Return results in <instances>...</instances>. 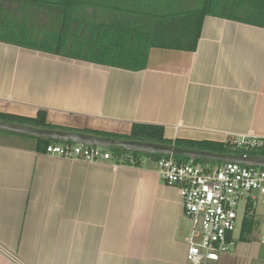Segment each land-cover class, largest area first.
<instances>
[{"label":"crops","instance_id":"obj_1","mask_svg":"<svg viewBox=\"0 0 264 264\" xmlns=\"http://www.w3.org/2000/svg\"><path fill=\"white\" fill-rule=\"evenodd\" d=\"M7 6L31 36L60 29L56 11ZM39 110L47 123L75 130L127 135L148 123L172 140L264 138V27L208 15L195 50L151 48L142 70L0 41V113ZM43 151L0 133V247L8 252L0 249V264H190L191 222L154 161ZM252 239L207 264H256L264 245Z\"/></svg>","mask_w":264,"mask_h":264},{"label":"trees","instance_id":"obj_2","mask_svg":"<svg viewBox=\"0 0 264 264\" xmlns=\"http://www.w3.org/2000/svg\"><path fill=\"white\" fill-rule=\"evenodd\" d=\"M22 2L56 11L60 29L56 33L31 36L23 22L8 13L7 3ZM208 15L264 27V0H0V41L48 51L67 57L127 70L146 67L151 48L195 50L204 18ZM0 120L44 129L84 132L96 136L175 145L194 150L264 157L257 149H235L229 141L209 139H168L164 127L133 123L129 134L75 130L46 122L45 111L27 117L0 113ZM22 135L35 141L37 150L60 141ZM118 164L140 166L143 158L156 162L163 155L129 152L120 147L107 149ZM177 160L190 158L173 155ZM195 162H203L194 159ZM254 220H245L239 241H249Z\"/></svg>","mask_w":264,"mask_h":264},{"label":"built area","instance_id":"obj_3","mask_svg":"<svg viewBox=\"0 0 264 264\" xmlns=\"http://www.w3.org/2000/svg\"><path fill=\"white\" fill-rule=\"evenodd\" d=\"M226 141L235 149L264 151V138L241 135L230 136ZM43 152L88 162L111 159L107 149L71 142L50 143ZM156 166L163 182L176 188L184 216L191 222L186 238V259L192 264L217 261L221 254L238 243L242 223L254 220L258 205L264 209V168L236 162L182 161L173 155H163ZM260 219V243L264 245V210Z\"/></svg>","mask_w":264,"mask_h":264},{"label":"water","instance_id":"obj_4","mask_svg":"<svg viewBox=\"0 0 264 264\" xmlns=\"http://www.w3.org/2000/svg\"><path fill=\"white\" fill-rule=\"evenodd\" d=\"M0 130L25 134L32 137L49 138L60 142L98 146L104 149H108L110 147H120L129 152L178 155L182 157H188L192 160L201 159L203 161L213 162H236L245 166L264 168V157L250 154L216 153L211 151L194 150L177 147L173 144L168 145L138 140L102 137L84 132L44 129L17 123L4 122L2 120H0Z\"/></svg>","mask_w":264,"mask_h":264},{"label":"rangeland","instance_id":"obj_5","mask_svg":"<svg viewBox=\"0 0 264 264\" xmlns=\"http://www.w3.org/2000/svg\"><path fill=\"white\" fill-rule=\"evenodd\" d=\"M0 133L2 135H17V134H11L10 131H6V130H0ZM19 137H24L22 135H17ZM26 139V137H25ZM146 159V158H145ZM205 162V161H203ZM155 166H156V162H155ZM157 167V166H156ZM263 207L261 205H258L255 216H254V225H253V229H252V233H251V237H253V243L254 244H258L260 241V223H261V213L263 212ZM242 212V203L240 204L239 208H238V216L240 217ZM239 220H237V224H238ZM237 233H235L236 235ZM256 264H264V246H263V252L256 258ZM191 264V262H190Z\"/></svg>","mask_w":264,"mask_h":264}]
</instances>
